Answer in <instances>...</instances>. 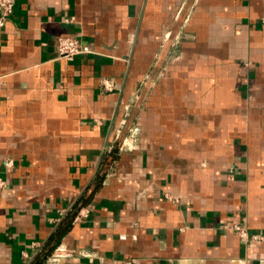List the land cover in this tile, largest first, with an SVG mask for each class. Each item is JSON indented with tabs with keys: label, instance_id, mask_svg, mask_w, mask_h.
<instances>
[{
	"label": "crops",
	"instance_id": "0c3cea01",
	"mask_svg": "<svg viewBox=\"0 0 264 264\" xmlns=\"http://www.w3.org/2000/svg\"><path fill=\"white\" fill-rule=\"evenodd\" d=\"M14 2L0 264L264 263V0Z\"/></svg>",
	"mask_w": 264,
	"mask_h": 264
},
{
	"label": "built area",
	"instance_id": "2783aa9c",
	"mask_svg": "<svg viewBox=\"0 0 264 264\" xmlns=\"http://www.w3.org/2000/svg\"><path fill=\"white\" fill-rule=\"evenodd\" d=\"M15 0H0V26H3L7 18L12 14ZM89 48L83 45L79 40L72 36H60L57 39V53L61 59L72 60L76 55L88 53ZM100 86L103 90H110L112 87V79L102 78L100 80ZM13 161L11 158L5 160L6 166H12ZM7 186L6 181L0 177V190ZM84 216L85 211L80 210L76 217ZM238 232L240 238L244 241L257 240V235H250L246 229L234 226ZM114 264H138L133 259H116Z\"/></svg>",
	"mask_w": 264,
	"mask_h": 264
},
{
	"label": "trees",
	"instance_id": "16d2710c",
	"mask_svg": "<svg viewBox=\"0 0 264 264\" xmlns=\"http://www.w3.org/2000/svg\"><path fill=\"white\" fill-rule=\"evenodd\" d=\"M101 177H99L100 179ZM76 214V210H73L70 213V217H67L64 220V224L62 227H59L48 239L46 244L42 247V249L38 252L35 258L32 260L31 264H43L51 250L54 248V245L58 242L59 236L61 235L64 228L69 226L73 220L74 215Z\"/></svg>",
	"mask_w": 264,
	"mask_h": 264
},
{
	"label": "water",
	"instance_id": "95a60500",
	"mask_svg": "<svg viewBox=\"0 0 264 264\" xmlns=\"http://www.w3.org/2000/svg\"><path fill=\"white\" fill-rule=\"evenodd\" d=\"M257 264H264V263L261 262V263H257Z\"/></svg>",
	"mask_w": 264,
	"mask_h": 264
}]
</instances>
